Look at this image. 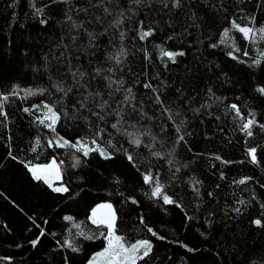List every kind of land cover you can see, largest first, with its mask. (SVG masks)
I'll return each mask as SVG.
<instances>
[{
  "label": "trees",
  "instance_id": "trees-1",
  "mask_svg": "<svg viewBox=\"0 0 264 264\" xmlns=\"http://www.w3.org/2000/svg\"><path fill=\"white\" fill-rule=\"evenodd\" d=\"M173 4L0 0V264H264V0Z\"/></svg>",
  "mask_w": 264,
  "mask_h": 264
},
{
  "label": "snow or ice",
  "instance_id": "snow-or-ice-1",
  "mask_svg": "<svg viewBox=\"0 0 264 264\" xmlns=\"http://www.w3.org/2000/svg\"><path fill=\"white\" fill-rule=\"evenodd\" d=\"M180 0H174V4L173 6H179ZM39 11V10H38ZM107 11V9L105 10ZM41 23H44V21H41ZM242 32L244 33H249L252 32V29H247V28H242L240 29ZM149 33H144V35H148ZM253 35H255V33L253 32ZM164 55L168 56L169 59H173L180 55H184L183 52H177V53H173V52H166L164 53ZM117 62L119 63V61L117 60ZM147 87V85H146ZM130 91V90H129ZM261 91H264V89H262ZM45 107H48L47 105H45ZM235 109V105L232 106ZM50 115V118L52 119L53 123L55 122L56 119V115L55 113L52 112L51 108H48ZM41 123H43V121H41ZM253 124L252 120H249L247 123H245L243 125V128L245 130L249 129L250 126ZM115 127V125H114ZM249 135H251V132L248 133ZM182 139V137H181ZM67 143V142H66ZM137 143H139V141H137ZM256 149L253 148L249 151V155L252 158V161L255 162L256 160ZM85 155H87V152H85ZM29 171L32 173L33 179L39 181V180H43L46 184H48L49 187H52V184L50 182V176L52 175V173H55V178H58V172H55V165H46L43 167H31L29 168ZM145 182H149L150 177L148 175H146L144 177ZM241 183H243V181H241ZM54 191L60 192V191H67V188H54ZM160 187L157 186L153 192L152 195L156 196L160 194ZM164 201L165 203H171V201L169 200V198L167 196L164 197ZM103 207H108L110 208L109 205H105ZM93 216L95 217V211L93 213ZM113 220H114V216L113 215H109L106 219H101L100 221H97L96 219H93V223H106L109 229V233L108 235L110 237H112L111 239H109L108 242V247L104 250V252L98 253L97 256L98 257H105L106 260L109 262V264H135V260L137 259L136 257V252L138 251V249L143 248L145 249L144 251V255L147 256L148 255V251L151 248V245L148 243V241H139L135 244H133L130 248H126L124 247V245L121 243L120 238L119 237H114L112 236V228H113ZM255 224L259 225L261 223L260 220H256L254 221ZM151 231V230H150ZM43 231H41V235H43ZM33 244V246L36 245L37 240H33L31 242ZM94 260L96 259L95 257L93 258Z\"/></svg>",
  "mask_w": 264,
  "mask_h": 264
},
{
  "label": "rangeland",
  "instance_id": "rangeland-1",
  "mask_svg": "<svg viewBox=\"0 0 264 264\" xmlns=\"http://www.w3.org/2000/svg\"><path fill=\"white\" fill-rule=\"evenodd\" d=\"M53 164L55 165V172H58L59 175H58V178H55V173H52V175L50 176V182L52 184V187H54V188H61L59 185H56V183H58L60 181V173H59V170H58V167H57L56 163L55 162H51L48 165H53ZM31 167H43V166L34 164V165H30L29 168H31ZM105 205H109L110 208L103 207ZM94 211H95V217L93 216ZM110 214L114 216L113 228H112V236H114L113 229H114L115 215H114V211H113V209H112V207H111L110 204L105 203V204H99V205H97L92 210V212H91L90 220H91L92 223H93V219H96L97 221H100L101 219H106ZM94 224H102V225H104L107 228V231L109 233V229H108V226H107L106 223H99V222H97V223H94ZM111 238L112 237H110L109 235H107L106 248L108 247V242H109V239H111ZM140 241H144V240H140ZM137 242H139V241H136V242L131 243V244H125L124 242H121V243L124 245V247L130 248L133 244H135ZM104 250H102V251H100L98 253L104 252ZM144 251H145V249H143V248L138 249V251L135 254L136 257H137V259L135 260V264H136L137 260H139L140 258H142V257L145 256L144 255ZM98 253H96L94 255V257L96 259L95 260L92 259L88 264H109V262L106 260L105 257H98L97 256Z\"/></svg>",
  "mask_w": 264,
  "mask_h": 264
}]
</instances>
